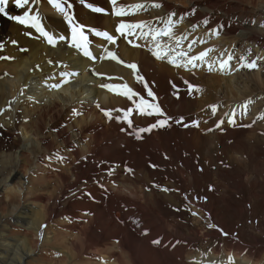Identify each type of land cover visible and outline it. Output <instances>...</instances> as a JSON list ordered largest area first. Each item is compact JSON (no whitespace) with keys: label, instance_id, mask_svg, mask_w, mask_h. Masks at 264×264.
I'll use <instances>...</instances> for the list:
<instances>
[{"label":"bare ground","instance_id":"bare-ground-1","mask_svg":"<svg viewBox=\"0 0 264 264\" xmlns=\"http://www.w3.org/2000/svg\"><path fill=\"white\" fill-rule=\"evenodd\" d=\"M121 2L144 7L124 20L122 17L111 20L107 15L101 16L103 13L85 7L90 4L109 13L112 5L107 0H84V4L81 0H69L71 14L77 22L117 37L116 44H105L103 38L86 31L90 41L88 48L96 58V64L93 58L83 56L74 48H66L67 38L53 47L34 29L25 28L14 20L11 26H7L5 19L15 9L12 0L6 9L7 15H0V45L4 44L6 56L13 59L11 64L0 59V77L4 79L0 82V109L2 105L11 108L5 124L8 130L5 132L0 128V145L14 148L17 154L12 178L16 182L7 193L8 199L3 201L0 214V264L36 263L35 258L46 264H74L75 257L78 262L81 254L112 244L118 251H110L107 261L113 259L115 264H206L208 260L210 264H264V247L256 245L258 238L243 241L235 237L232 229L225 228L224 219L230 216L224 213V204H227V212L232 210L229 208H239L240 212V207H236L230 197L219 198L208 193V185H215L212 186L214 192L224 189L225 177H218L217 170L212 168L214 159L219 160V152L240 167L246 163L244 152L248 156L256 155V158L264 156L259 147L264 144V131H259L262 137L253 134L258 133L256 127L264 130V0ZM157 3L161 7L151 6ZM28 8L32 9V14L41 17L47 31L57 37L66 36L68 28L62 14L47 0H40L39 4L30 2L24 9L17 10L22 15ZM170 13L175 14L172 16V31L180 43L184 41L189 48L195 41L192 47L200 44L205 49L208 47L203 44L210 39L211 43L207 45L214 47L209 49L207 56L213 58L216 68L224 60H228L225 69L233 66L234 70L227 78L209 74L205 69L197 72V80L193 75L186 77L185 80L193 85H202L200 99L198 91L183 95L189 92L178 94L173 90V82L179 85L175 76L179 74L173 65L152 55L150 49L155 45L150 37L141 38L137 30L136 35L125 39L115 32L122 21L163 27V20ZM214 29L219 32H212ZM4 38H9L8 42ZM160 42L178 47L174 40L167 38H161ZM97 46L116 51L126 63L137 66V74L146 84L149 83L157 97L154 102L168 118L165 127L140 132L139 129L148 128L164 117L140 116L136 112L130 117L132 127L122 120L117 122L115 117L121 113L114 110H127L133 107V101L115 95L101 85L127 84L146 99L151 98L146 96L144 84L137 83L131 68L125 69L104 60ZM17 48L29 52H18ZM190 54L193 56L192 52ZM22 55L25 56L22 58ZM253 61L255 68L242 67V63ZM64 73L67 75H62ZM45 74L53 75L48 78L47 90L40 86ZM98 76L99 79H92ZM9 79L11 81L6 84ZM32 79H36L37 86L29 81ZM28 81L30 84L26 88ZM54 84H60L61 88L54 89L51 87ZM6 87L10 89L11 97H16L15 105L20 102L17 112L12 110ZM45 94L52 97L48 103L46 98L41 99ZM25 96L32 109L22 108L26 101L21 99ZM212 106L216 108L215 115ZM106 110H112L113 119L104 115ZM224 116L233 119L234 123H228ZM219 121L223 123L217 128ZM17 125L22 128L21 136L13 133ZM47 128H53L57 133L52 135ZM10 135L12 137L8 138ZM53 137L62 139L68 148L61 171L51 178L42 175L30 189L22 186L30 168L26 145H31L30 150L43 145L44 149L37 154L49 152L55 144ZM231 138L233 143L226 145L225 140ZM252 140L254 144L249 145ZM51 161L54 163L53 156ZM258 163L264 165V160ZM2 167L0 172L7 175ZM34 169H38V165ZM242 175L237 178L242 179ZM244 180L251 182L249 198L245 200L247 207L253 208L254 194L261 200L264 210V199L258 189L261 183L254 177ZM55 182L59 185V196L44 193ZM241 183L243 186L233 183L226 187L245 189L244 182ZM53 189H56L55 185ZM66 193L71 196L68 201H65ZM194 196L198 199L193 200ZM52 197L56 200L51 201ZM44 201L47 203L42 206ZM186 202L197 213L195 223L204 224L202 233L194 228L196 224L186 232L182 231L183 225L178 218L182 209H187ZM82 214L88 220L83 228L80 227ZM61 217L70 223L67 224L68 230L80 228L70 240L71 251L59 249L53 243L55 236L51 235L52 232L48 228L44 230L47 223ZM221 234L227 238L226 242L222 241ZM259 234L264 238V224ZM64 237L67 239V235ZM199 242L205 253L193 252ZM59 253L64 256L61 257L62 263L56 262Z\"/></svg>","mask_w":264,"mask_h":264},{"label":"rangeland","instance_id":"rangeland-1","mask_svg":"<svg viewBox=\"0 0 264 264\" xmlns=\"http://www.w3.org/2000/svg\"><path fill=\"white\" fill-rule=\"evenodd\" d=\"M121 1L122 0H118V2H121ZM235 1H237V0H235ZM107 2L109 3L110 0H107ZM220 2L224 3V0H220ZM13 11H14V13L13 14L10 13L9 15H12V16L20 15L17 8H15ZM106 11L107 10H105V12ZM111 11H112V9L109 10V13L108 12H106V13H108L107 16L111 20H114V19H116V16L111 15ZM101 16H106V14H102ZM7 17L5 19V22L7 23V26H11L13 20L8 19ZM186 18H184L183 21H186ZM122 19L124 20L125 17H122ZM212 32L216 33L219 31L214 29V30H212ZM109 34L112 35L111 33H109ZM67 35H68V32H67L66 36ZM6 36L7 37L9 36L8 32H6ZM205 36H208V35L205 34ZM186 38H188V37H186ZM7 39L9 40V38H4V41L6 42ZM202 39H205V38H202ZM8 40H7V42H8ZM104 43L109 44L106 40H104ZM184 43L185 42L182 41V43H180L178 45V47H176L174 49H175V51L179 50V51L187 52L188 57H192L190 52L193 53V56H197L201 52L208 53L209 49L214 47V45H207V44L211 43L210 39H207L206 42L203 44L206 47H208L205 49H203L200 44H197L196 46L191 47V49H189L188 47L185 46ZM3 47H4V44H1L0 45V57H7L4 50H3ZM66 48H69V47L67 46ZM20 50H22V49L17 48L18 52H20ZM27 51L29 52V50H27ZM97 51H99L101 58L106 60L104 58V56L106 55L105 49L102 48L101 46H97ZM108 51L115 53L117 58L122 61V63H117L116 60L108 59L111 63L115 64L116 66H123L125 69H130L129 67L125 66V65H128L129 63H126L119 56V54L116 51H112L109 48H108ZM28 52L26 54H28ZM24 56L25 55H22V58ZM95 59H96L95 57H93V59H92L94 64L97 63V60H95ZM179 59H181L183 62H186L185 58H179ZM212 60H213V58H210L209 56L206 55L203 61H196L195 62L196 67H194V68L191 65H188L187 68L172 66V68L175 70V72L180 75V76L175 75L177 78L176 81L178 82L179 85L176 86V85H174V82H173V85H172L173 90H175L178 94H179V92H189L188 86L192 85L193 90L191 92L195 93L196 91H198L199 99H200L203 96V94L199 93L200 90L203 91V88L201 87L202 85L200 86L196 83L193 85L189 80L188 81L185 80L186 77H188V76L191 77V75H193L194 80H197V78H198L197 72H202V70L205 69L208 71L209 74H219V75H223L225 78H227L230 76V72H232L234 70L233 66L228 67V69H224V70H221L219 66H217V68H216V64H214L212 62ZM4 61L9 62V64H11L10 62H12L13 59H7V60L4 59ZM160 61L163 63H167V59L160 60ZM209 67H211V71H209ZM172 73H173V71H172ZM148 74H150V73H148ZM173 75H174V73H173ZM51 76H53V75L52 74H45L44 76L42 75V77L45 78L43 80H40L41 81L40 86L43 89L44 88L46 90L48 89L46 87L47 86L49 87V85H47L46 83H48V78H50ZM92 79L97 80V79H99V76H98V78L92 77ZM2 80L4 81V79L2 77H0V82H2ZM10 81H11V79L6 80L5 82H6V84H9ZM29 81L32 82V84L34 86H37V84L35 82L36 79H32ZM29 81L26 84V88L29 87V84H30ZM51 81L53 82V81H55V79H51ZM22 82H23V78L21 79V83ZM73 82H71V83H73ZM54 85H56V84H54ZM147 85L151 89V86L149 85V83H147ZM59 88H61V87H59ZM38 89H40V87H38ZM54 89H57V88H54ZM57 90H59V89H57ZM6 92L9 94V96H8L9 100L12 101L10 104V105H12L11 106L12 110L14 112H17L20 102L18 101L15 105L16 97L15 96L11 97L10 89L8 87H6ZM191 92L184 93L183 95L192 94ZM48 94H45L41 97V99L46 98L47 103L50 101V99H52V97L48 96ZM21 100L26 101L25 105L22 108H26L28 110L32 109L31 108L32 106H30V103L27 104L28 103V97H26V96L22 97ZM14 105H15V109H14ZM10 109L11 108L9 106L6 107L5 105H2V108L0 109V128L3 129V131H5V132L8 130L6 128L5 124H6V119L9 117ZM229 112L230 111H228V113ZM24 115H25V113H24ZM223 119L228 120L229 117L224 116ZM261 120L257 121L258 125L260 124ZM256 128L258 130V133L253 132V134L258 136V137H262L261 133H259V131H264V130H261L258 127H256ZM14 129H15V131H13V133L21 136L22 128L19 127V125H17ZM209 129H211V128H208L207 130H209ZM47 131L52 135H55L57 133L53 128H47ZM2 134H3V132H2ZM66 134L68 137L69 134L68 133H66ZM64 135L62 136L63 140H65V138H66ZM10 137H12V135L8 136V138H10ZM53 139L55 141L54 147L52 148L51 151L45 152V153L37 154L38 151L44 149L43 145H39L36 149H35V147H33L32 150H30L31 145L29 143L26 145V147L28 149V155H27L28 162H29L28 166L30 168L27 170V174L25 176V184L24 185L21 184L22 186L30 189V187L33 184H35L42 175L51 178L54 174H58L57 172L61 171L60 169L64 165V160L67 157L68 148L66 146H64V144L62 143V139L59 140V139H56L55 137H53ZM252 142H253V140L248 142V144L253 145L254 142L253 143ZM232 143H233V138L225 140L226 145H230ZM80 146L82 147L83 144L81 143ZM259 147H260V150L264 152V144L261 143ZM15 153H16V150L14 148L11 149L9 147H3L0 145V166H3L5 168V169H3V173L7 172V175H3L2 172H0V214L2 213L1 208H3V201H6L8 199L6 197L7 193H9L11 188L14 187L15 182H16V181L12 180V178H14V174H15L14 168H15V165L17 164V161H16V155L17 154H15ZM244 153H246V155L245 154H242V155H243V157H244L243 159L246 161V163L242 167H240L239 164H237L235 161L227 160L226 158L222 157L221 152H219L217 154L219 160L214 159V161L212 163L213 164L212 168L213 169L215 168L218 171V172L217 171L215 172L218 177H225V181L222 182L224 189L219 188V189H217V192H216V190L214 192V189L212 186H215V185L212 184L210 186L208 185V189H209L208 193L209 194L214 193V195H218L219 198H220V196H221V198L222 197H230V199L233 202H235L234 205L236 207H240V212H239V208H238V210H236L235 208H229L232 210L227 212V204H224V206L226 207V210L224 211V213H227L230 216V217H225V219H224L225 224H226L225 228L226 229H232L236 233L235 234L236 236L235 235L234 236L238 239L243 240V241L250 239V238H253V237L258 238L257 240H259V242L256 243V245L258 244L259 247L263 248L264 247V238L261 236V234H259V230H261L262 225L264 224V214H263L264 210L262 207L261 200L258 199L256 196H254V194H252L253 199H254L253 205H252L253 208L247 207V205H246L247 203H245V200L249 198L251 182H247L244 179L246 177L247 178L248 177H254L256 180H258L261 183V185L259 186L258 189L260 190L261 195L263 196V199H264V165H260L258 163L260 160H264V156H259V158H256L257 156L252 154V155H249L250 156L249 157L247 152H244ZM261 155H264V153H262ZM51 156H53L54 163H52V161H51ZM248 160H250V162ZM251 162H253L252 167H251ZM37 165H38V169L35 170L34 167ZM241 173L243 174L242 179L237 178V176H240ZM241 182H244V188L245 189L238 187L237 190H232V189H229L226 187L227 184H233V183H236L238 186L239 185L243 186V183H241ZM54 185L56 186L55 190L53 189ZM59 191H60L59 185L57 182H55V183H51L48 192H46V190H45L44 193L59 196ZM70 197L71 196H69V194L66 193L65 201L70 200L71 199ZM192 199L197 200L198 198L194 196ZM55 200L56 199L54 197H52L51 201H55ZM46 203L47 202L44 201V202H42L41 205L43 206ZM185 205L187 206V209L186 210L182 209V214L178 218L181 221L180 223L183 225L182 231H184V232H186V230L193 228L192 226H194L196 224L194 219H196V217H197V213L191 208V206L187 202ZM40 209L43 210L42 207H40ZM234 211H237L238 214H236ZM194 213H195V215H194ZM223 214H222V216H223ZM85 217L86 216L83 214L80 217V221H81L80 227H82V228L88 224V220L84 219ZM87 217L90 219V216H87ZM237 221H239V222H237ZM67 224H70V223L65 218L61 217V218H55V219L51 220L44 227V230L46 228H48V230L50 232H52L51 235L53 234L55 236L53 243H55V245L59 249H61V250L63 249L62 251H68V250L71 251L70 250V247H71L70 240H72L73 239L72 237L76 236L78 231L80 230V228H79V229H76L74 231H70L67 229V227L69 226ZM203 226H204V224H200V225L196 224L194 226V228L199 229L198 231H200L202 233L201 229L203 228ZM64 235H67L68 240L64 237ZM221 236H222V234H221ZM222 237H224L222 239V241L226 242L224 240H227V238H225V236H222ZM233 239H235V238H233ZM37 241H40V239ZM250 247H254V245H251ZM115 248H116L115 244L94 248L93 250L88 251L86 254H81L78 258V262H76L77 258L75 257L74 258V264H93V263L94 264H108L111 262H113L115 264L113 259L110 261H107L108 260V253L112 250H116ZM192 250L196 254L197 253H200V254L205 253V249L201 248V242L196 244ZM116 251H118V250H116ZM61 255L62 254H60V253L58 254V256L56 257V262L61 261L60 263H62L64 261V260L63 261L61 260L62 258H64V256L63 255L61 256ZM57 259H58V261H57ZM35 260H37L38 262H36V263L35 262L34 263L29 262V264H31V263L32 264H46V263H43L42 261H39L38 258H35ZM104 260H105V262H103ZM40 262H42V263H40ZM193 263H195V261ZM206 264H210V260H208L206 262ZM252 264H254V262H252Z\"/></svg>","mask_w":264,"mask_h":264},{"label":"snow or ice","instance_id":"snow-or-ice-1","mask_svg":"<svg viewBox=\"0 0 264 264\" xmlns=\"http://www.w3.org/2000/svg\"><path fill=\"white\" fill-rule=\"evenodd\" d=\"M10 0H0V15H7L6 9L9 5ZM13 5L17 9H24L30 2H34L39 4L40 0H12ZM47 2L60 14L63 16V21L67 24L68 28V36L60 35L55 36L53 33L46 30L44 24L42 23L41 17L38 14H32V9L28 8V10L24 11L22 15H8V19L14 20L19 25L24 26L28 29H34L36 33L39 34L40 37H43L45 41L55 47L58 41H64L66 38L68 39V47L74 48L77 51L81 52L83 56L92 59V53L89 51L88 45L90 43L89 36L86 35V31L94 36L101 37L106 40L108 43L115 44L117 37L110 35L106 31H99L94 28H86L85 25L76 21L74 16L71 14L72 5L69 3V0H47ZM81 3L84 4V0H81ZM110 4L112 5L111 15L116 17H127L133 15L136 11L141 10L144 5L142 4H135V5H123L122 2H118V0H110ZM154 8L161 7L160 4H152ZM85 7H88L92 12L95 13H106L103 9L99 7L92 6L90 4H85ZM175 15L174 13H170L168 17L163 20V27H152L149 23L142 22V23H125L120 22L116 28L115 32L118 34L119 37H124L125 39L128 36L136 35L137 30L140 31V37L143 39H148L150 37L151 41L154 42V47L151 48L152 55L159 60L167 59V62L174 67H185L187 68L188 65H191L193 68L196 67V61H203L205 56L207 55L206 52H201L197 56L188 57L187 52L185 51H175V49L168 45L167 43L162 44L160 42L161 38H167V40H174L176 45L180 44V39L175 38L173 34V27L174 23L172 20V16ZM264 26V25H262ZM30 35V33H26ZM131 43V42H130ZM195 44V41L189 45V49ZM134 47H139V45L133 44ZM22 51H27V49H22ZM106 55L104 56L105 59H112L116 60L117 63H122L119 60L115 53H112L105 49ZM171 53V54H170ZM179 58H185L186 62H183ZM0 59H10L9 57H0ZM231 59V57H229ZM228 65V60H224L220 63V69L224 70ZM133 70V74L136 78L137 83L144 84V90L146 96L151 98V100L146 99L144 96H141L140 93L134 91L131 87L127 84H103L101 87L105 88L109 92L125 97L128 101H133V107H129L127 110L122 109H115L114 111L121 113V115L115 117L117 122L121 120L128 124L129 127H132V120L130 117L132 116L133 112H136L140 116H157V117H164V119H158L155 123L151 124L148 128L139 129L140 132H150L152 129L157 127H165L167 125L168 118L166 117L164 111L160 107L158 103L154 101L157 99L155 93L148 87V85L144 82V78L138 75V69L135 64H128L125 65ZM242 67L253 69L256 67L255 61L251 63H242ZM239 69H237L238 71ZM209 71H211V67H209ZM62 75H67L66 73ZM72 75H76V73H72ZM113 79V78H109ZM67 82V81H64ZM51 87L59 89L61 87L60 84L52 85ZM189 92L193 90V86L189 85ZM135 98V99H134ZM216 108L212 106V113L215 115ZM104 115L108 119H113L112 110L104 111ZM223 121H219L216 127H220V124ZM228 123L233 124L234 120L229 118ZM211 131V129H209ZM139 139V135H137ZM167 191V189H164ZM195 215V213H194ZM227 235L226 233H224ZM153 243L158 244L159 241H153Z\"/></svg>","mask_w":264,"mask_h":264}]
</instances>
